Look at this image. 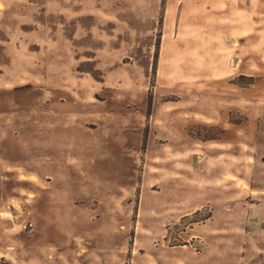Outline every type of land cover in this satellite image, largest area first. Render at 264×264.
Masks as SVG:
<instances>
[{"label": "rangeland", "instance_id": "374dc122", "mask_svg": "<svg viewBox=\"0 0 264 264\" xmlns=\"http://www.w3.org/2000/svg\"><path fill=\"white\" fill-rule=\"evenodd\" d=\"M0 264H264V0H0Z\"/></svg>", "mask_w": 264, "mask_h": 264}, {"label": "bare ground", "instance_id": "6f19581e", "mask_svg": "<svg viewBox=\"0 0 264 264\" xmlns=\"http://www.w3.org/2000/svg\"><path fill=\"white\" fill-rule=\"evenodd\" d=\"M23 178H24V177H23ZM23 178H22L21 180H25V179H23ZM34 182H35V181H34ZM29 198H32V195H31ZM5 217L9 218V217H11V215H8V214H7Z\"/></svg>", "mask_w": 264, "mask_h": 264}]
</instances>
